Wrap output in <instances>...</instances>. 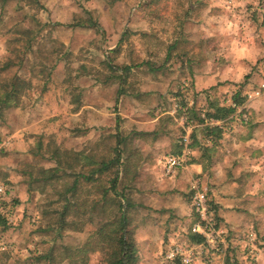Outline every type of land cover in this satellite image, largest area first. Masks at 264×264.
<instances>
[{
  "label": "rangeland",
  "instance_id": "rangeland-1",
  "mask_svg": "<svg viewBox=\"0 0 264 264\" xmlns=\"http://www.w3.org/2000/svg\"><path fill=\"white\" fill-rule=\"evenodd\" d=\"M65 1L73 6L0 0V86L15 76L27 83L17 106L0 116V214L8 217L0 224V264H69L64 252L95 241L122 196L131 204L138 264H183L166 258L175 246L193 252L192 264H264V200L255 204L254 225L231 229L215 214L213 185L201 181L221 232L213 246L192 244L200 219L190 182L173 191L162 165L141 167L149 151L131 137L147 127L179 138L186 108L200 133L199 120L211 125L202 118L210 119L211 104L232 109L231 93L244 101L229 120L238 128L250 118L246 95L264 94V0ZM76 149L110 168L89 182L88 167L61 166L47 185L55 158ZM118 156L120 164L110 165ZM71 157L58 159L76 165ZM178 193L185 194L180 207ZM86 256L106 264L103 253Z\"/></svg>",
  "mask_w": 264,
  "mask_h": 264
},
{
  "label": "crops",
  "instance_id": "crops-1",
  "mask_svg": "<svg viewBox=\"0 0 264 264\" xmlns=\"http://www.w3.org/2000/svg\"><path fill=\"white\" fill-rule=\"evenodd\" d=\"M52 5L53 3L49 5L50 9L55 7V5L51 7ZM60 5L73 6L71 2L67 5L65 0H59L56 7ZM253 99L247 103L250 118H247V121L238 128L235 127L236 121L234 122L233 118L229 120L230 117L224 119L225 129L204 124L202 121L203 127L214 129L221 134L222 137L216 139V142L205 136L204 128H201L202 132L195 133L198 126L194 125L193 121H191L192 129L184 128L179 138H173L169 130L161 128L149 130L143 127L140 131H145L144 133L131 134V137H134V143L144 145L147 149L145 151H149L143 154L146 155L144 158L140 155V160H144L141 167L142 165L158 167L157 165L160 164L164 176H166L165 159L184 153L182 140L185 136L189 137L188 150L191 154L188 156L186 167L181 169L176 176L168 177L169 185H172L173 190L174 187L181 188L184 182H190L191 186L196 179L204 183L208 180L213 185L211 192L213 201L217 205L215 214L217 213L216 215L222 219L223 224L231 229L254 225L256 219L254 215L259 214L255 204L264 200V94L261 98ZM155 121L158 120L153 122ZM83 135L88 141L90 134L86 132ZM193 135L196 136L197 142H194ZM75 152L81 153V150L76 149ZM131 157L129 154L121 162L125 163ZM184 195L178 193L176 198L173 197V203L179 202L180 207V204H184L180 202ZM261 205L264 206V204Z\"/></svg>",
  "mask_w": 264,
  "mask_h": 264
},
{
  "label": "trees",
  "instance_id": "trees-1",
  "mask_svg": "<svg viewBox=\"0 0 264 264\" xmlns=\"http://www.w3.org/2000/svg\"><path fill=\"white\" fill-rule=\"evenodd\" d=\"M121 1V0H117ZM10 64H6L2 70L6 71L9 69ZM27 88V83L19 78L18 76H15L12 78V80L7 84H2L0 86V91L2 94L0 95V116H1V110L3 108H11L16 107L18 104L19 96H21V93L24 92V90ZM234 100L240 104L243 105V101L240 93L238 92L235 96ZM210 112L208 113V116L210 118L223 120L227 118L228 116L235 113L234 109H227V108H221L217 104H211L210 106ZM200 123L202 121L199 120ZM205 136L210 137L213 139L214 142H216V139H220L222 136L218 131L210 128H204ZM194 142H197L196 136L193 135ZM71 155L74 156V160L76 165L62 163L61 160L58 159V157L65 156L68 157V160L70 159ZM72 158V157H71ZM93 156L89 157H83L82 153L77 152H64L63 155L59 154L56 158V168H52L49 170L50 175L44 179L45 183L49 185L51 180L58 178V174L60 172V168L65 167L68 165L69 170L80 168L81 170L85 168H89L90 170V176H86L84 173L82 174L83 178L86 181L92 182L93 176L98 173H103L107 171L110 166L109 163L104 162V160H101L100 162H94ZM112 166L119 165L120 164V156H118L117 160L115 159L110 165ZM96 167V168H95ZM87 168V169H88ZM119 176V174L117 175ZM117 178V177H116ZM39 179V180H38ZM38 181H42V178H38ZM78 179L75 180V184L72 185L69 188V191H76L78 187ZM119 179V177H118ZM117 181L113 180V186L112 191H115L114 199H118L117 194ZM105 196L101 201H105L108 190L104 193ZM123 202H117L118 203V212L114 213L113 216L109 219H107L104 223L100 224V227L98 228L95 237L97 238L95 241H89L85 244L84 247L80 249H67L66 253L64 252L65 259L70 260L69 264H90L89 258L87 255L94 252H100L103 253L104 261L106 264H138L139 262V256H138V247L134 238V230L132 228L133 219L131 216L130 208V200L126 199L125 196H122ZM95 202L93 203V205ZM0 205H5V203L0 201ZM93 205H90L86 208L89 209ZM67 210L69 208L67 207ZM112 215V214H111ZM8 217L0 214V224H7ZM205 241L204 237L201 235H195L190 233V242L192 244H203ZM76 257V260L74 258ZM48 257V256H47ZM47 257H41L39 260L47 259Z\"/></svg>",
  "mask_w": 264,
  "mask_h": 264
},
{
  "label": "built area",
  "instance_id": "built-area-1",
  "mask_svg": "<svg viewBox=\"0 0 264 264\" xmlns=\"http://www.w3.org/2000/svg\"><path fill=\"white\" fill-rule=\"evenodd\" d=\"M264 88V85L262 86ZM183 89L188 88V84L184 83ZM237 94L233 95L232 93L228 96L229 100V106L234 109L236 112L240 111L242 105L238 104L234 98ZM255 95L259 96L260 93L256 92ZM247 99H253L255 96L252 94L246 95ZM235 112V113H236ZM188 108H186V111L184 112L185 116V123L186 127L185 129H192L191 121L188 118ZM202 118L211 125L217 126V127H223V122L214 120V119H208L206 114H202ZM182 144L184 145V153L181 155L176 156H169L165 159L164 164V172L166 176H172L177 171L183 169L186 167L188 156L191 154V152L188 150L189 148V137H184L182 140ZM191 190L193 192V205L196 210V213L199 216L200 222L198 224H195L192 228V233L196 235H201L205 239V243L208 246H213L215 238H217V235L221 231H217L214 228L213 225V217L210 213L209 209V197H208V188L204 186L200 179H196L191 183ZM3 193V188L0 186V194ZM206 222V223H205ZM166 258L172 262L179 259L183 264H192L193 262V252L187 251L184 248H181L179 246L172 247L167 255Z\"/></svg>",
  "mask_w": 264,
  "mask_h": 264
}]
</instances>
